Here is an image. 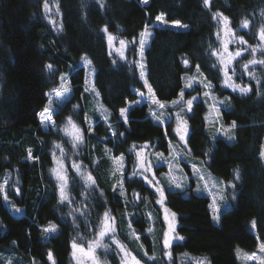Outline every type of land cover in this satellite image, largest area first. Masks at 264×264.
Wrapping results in <instances>:
<instances>
[{"label": "trees", "instance_id": "trees-1", "mask_svg": "<svg viewBox=\"0 0 264 264\" xmlns=\"http://www.w3.org/2000/svg\"><path fill=\"white\" fill-rule=\"evenodd\" d=\"M47 2L57 6L59 30L48 24L45 0H0V183L5 181L4 173L9 172L5 185L7 200L22 209V213L12 215L3 202L4 193H0V247H11L19 259L17 264H33V261L52 264L46 258L48 250L56 264H77L72 256L73 241L88 245L103 213L109 210L116 217V229L122 238L128 236L129 221L140 234L139 241L127 240L134 252L140 255L144 250L152 255L154 247L147 233L146 207L155 201L157 194L141 182L142 178H133V182L124 183L128 200L125 203L123 197L112 191L110 175L114 173V163L109 156L124 155V176L128 177L136 159L134 153L128 152L133 143L148 142L150 153L167 154L168 141L177 139L172 131L174 120L170 124L154 121L147 101L129 105L141 99L140 92L147 94L144 79L161 101L177 99L184 87L181 77L194 75L196 65H200V72L214 87L197 86L195 91H185V100L201 96L199 101H194V114L186 113L183 117L189 129L187 147L191 149V157L206 161L211 174L225 183L230 206L222 209L214 222L209 197L193 191V184L183 188L165 187L164 205L175 214V236L183 239H175L170 247L171 258L158 264H179L180 253L205 256L209 264H261L260 260L240 262L237 250L259 252L258 244L264 243V157L260 155L264 146V65L249 64L247 71H242V65L251 59H264V55L249 50L233 61L234 82L251 88L248 94L241 95L221 86L222 66L217 64L218 58L211 55V50L220 51L223 34V22L213 19V13L228 17L235 35L247 41V44L229 43L233 50L258 45L257 33L264 25V0H210L207 7L203 0ZM160 15L166 24L156 21ZM243 20L249 21L247 29L240 27ZM145 26L151 35L145 37L141 55L140 33ZM107 33L117 43L135 38V44H128L121 58L109 46ZM85 58L92 68L87 87H94L95 92H85L86 70L81 63ZM184 59L189 61L187 66ZM48 64L53 66L51 73L45 67ZM140 64L144 65L143 79ZM61 76H67L65 86L70 91L69 97L59 103V97L49 98L46 94L60 86ZM205 91L211 92L209 98L203 97ZM49 99L56 127L46 128L41 126L38 112L49 104ZM216 101L224 104L217 103L219 111L215 110L214 118L227 128L236 122L230 139L222 135L212 137L207 129L210 106ZM101 106L110 113L107 121L96 110ZM124 108L129 109L127 124L120 116V109ZM69 117L85 133L84 142L75 149V154L67 143L69 137L62 131ZM86 117L94 121L91 133L86 131ZM108 124L112 125L111 130ZM165 131L169 133L167 139ZM112 132L125 133V137L116 142ZM105 148L111 149L109 155ZM29 149L32 158H28ZM61 149L69 177L66 190L74 198L71 205L59 203L57 184L50 172L54 155L61 153ZM73 161L81 164L82 169H90L97 186L87 189L72 168ZM165 169L163 165L155 168L159 173ZM17 188L19 193L15 191ZM82 191L87 196L80 195ZM133 192L147 199L135 200ZM77 208L81 211H75ZM48 222L57 225L58 231L45 234L42 229ZM12 240L17 247L10 245ZM117 252L111 246L107 252L97 251V257L106 264H120ZM0 264H3L1 260Z\"/></svg>", "mask_w": 264, "mask_h": 264}, {"label": "snow or ice", "instance_id": "snow-or-ice-1", "mask_svg": "<svg viewBox=\"0 0 264 264\" xmlns=\"http://www.w3.org/2000/svg\"><path fill=\"white\" fill-rule=\"evenodd\" d=\"M143 3H147L148 0H142ZM204 5L207 7L210 4V0H203ZM44 8L47 11L49 9V5L47 0H45L44 3ZM213 19H217L218 22L222 20L223 26H224V31L225 35L229 37V39H226L222 41L223 43V52H220L216 49L211 50V55L217 56V64L222 66L220 68V71L223 74V80H222V87L224 88H230L232 89L233 92L239 91L241 95H246L251 91V88L249 86H242L240 84H236L233 80V77L236 75V71L234 68H231V65L234 60H236L237 57H241L242 52L246 51H251V53L255 54L257 51H260L262 55H264V25H262L259 30H258V39H259V44L256 46L248 45L247 48H243L240 50L235 51L234 53L228 51V44L229 43H241V44H247V41L244 40L242 36L236 37L235 36V31L229 27L230 21L228 17L223 16L222 13H213ZM156 21L159 22L161 25L166 24L167 21L164 20L163 15L157 16ZM176 25H179V21H174L172 22ZM249 26V21L248 20H243L241 22L240 27L247 29ZM186 27V26H184ZM59 30V29H58ZM105 32H107V27L104 29ZM151 35V33L148 31L147 26H145V30L140 33V50H141V55L143 53V48L145 44V37ZM113 39H115L112 35L108 36V41L109 44H112ZM217 39H220L219 32L217 33ZM128 44H135V38H133L132 41H124L120 40V48L117 49V51L120 53L121 58H123V51L125 47H127ZM211 48V46H210ZM111 54V53H110ZM225 56L227 58H225ZM86 59V58H85ZM90 63V61H89ZM184 65L187 66L189 64V61L187 59H184L183 61ZM264 65V59L261 60H256V59H251L247 62V64L242 65V71H247L248 65ZM217 65H213V67H216ZM49 72L51 73L53 71V66L51 64H48L45 66ZM139 67L141 68L140 76L143 79L145 76V73L143 71L144 65L140 64ZM248 75L253 76V73L249 72ZM202 77V78H201ZM182 80L185 81V85L183 88H181L179 92V97L178 99L172 100L170 102H164L161 101L155 93V90L152 88L150 84H148L147 80L144 79V85L147 88V94L140 92V100L133 101L130 103L129 107L132 105H139L144 101L149 102V112L152 116V118L161 124L163 123H171L173 119V114L172 113H166V109L169 106V103L176 108H179L180 110L176 113H174L175 120H176V127L173 128V132L175 135L178 137V141L176 145H173L172 141H168V147L169 149L172 150V152L175 153L174 156H172V159H168L164 156L163 153H152L151 155L155 157V161L152 159H149L148 154H146L145 149L149 147V143L145 142L143 145H137L133 143V145L128 149V152L130 154L134 153L136 159L133 162V171L130 176L125 177L124 173L126 172V169L124 167V155L121 154L119 157H113L114 162L117 164V170L121 172V177L118 180L116 185H113L112 191L114 194L118 195L119 197L124 198V202L128 203L127 200V192L126 189L124 188V183L127 180V182H133V178H142V183H146L151 187V189H154V194H158L159 199L155 201V203L164 205L165 203V192L164 189L165 187H172L175 186L177 188H183L184 184L180 183L177 181V179L173 176H170V174H162L164 176V179L168 181L167 185H162L160 180L156 177L155 172L153 171V165L155 163H160V162H166L170 168V170L174 166L178 168L179 163H180V157L184 156L186 160L191 164V167L193 169V174L196 176V182H197V191L201 190H209L208 184H209V179L211 177H205L201 171V168L198 166L197 163L193 162L190 157L192 156L191 149L187 147L188 141L187 137L189 135V129H188V124L187 121L183 119L184 115L186 113H192L194 114V108L193 104L194 101H199L201 99L200 95L192 96L191 98L185 100V91L188 89H191L195 91V87L197 86H202L204 89H212L214 86L212 85L211 81L207 80V77L203 76V73L200 72V65H196V73L191 76V77H181ZM60 86L58 88L52 89L49 93L46 95L50 98L52 95H55L57 97H62L65 93L69 92L70 89L69 87L65 86L66 81H67V76H61L60 77ZM259 83V81H257ZM85 92H95L94 87L89 88L87 87L88 85V80L87 78L85 79ZM96 95L98 96L99 93L97 92ZM203 97L209 98L211 96L210 91H205L203 92ZM227 99V98H226ZM217 103L223 105L224 101H216L214 102L210 108L216 110L217 112L219 111L217 107ZM76 106H74V109ZM100 114L103 116L104 120L107 121L108 115L110 114L107 109H104L102 106L96 109ZM129 109L124 108L120 109V116L123 118L124 123H128L127 119V113ZM40 117V122L44 127H56L55 122L52 120V115H53V108H52V102L51 99H49V104L45 105V107L38 113ZM205 120H207V115L204 117ZM85 123L87 125V131L88 132H93V125L92 122L85 118ZM215 123V121H213ZM67 126H65L62 131L64 134L69 137L67 143H69L73 149V152L75 154V149L78 148L79 145L83 144L84 142V129H81L78 125L75 124V122L72 121L71 117L67 119L66 122ZM237 127L236 122L233 121L231 126L228 129H225L223 127H220L216 129L217 132H223L225 135L229 131H232ZM109 130H111L112 125L108 124ZM112 135L116 142L120 141L121 137H125V133H116L112 132ZM169 133L167 131L164 132V137L165 139L168 138ZM231 138V137H229ZM126 142V141H125ZM107 143V141H105ZM57 148H60V145H56ZM179 148L180 150L177 151L176 149ZM106 153H110L111 149H105ZM61 155H64V150L61 149ZM172 155V153H170ZM207 155V153H205ZM261 157H264V146H262V150L260 153ZM28 158H32V151L31 149L28 150ZM200 165L206 164V161H200ZM61 168H63L64 174H61V170L57 168H53L50 170L52 174L55 175V180L58 182V188H59V203L64 204L67 202L68 204H73L74 203V198L70 197V194L67 193L66 189L68 187V181L69 177L67 175V168L63 167V164L61 163ZM72 168L75 169L76 174L83 180L84 184L87 186V189H92L93 186L96 185V179L92 176L91 172H88L85 174L82 171V165L78 164L73 161L72 163ZM139 169V171H137ZM181 172L183 169H179ZM149 173H151L152 178H149ZM115 173H113L114 175ZM187 174H185L186 177ZM239 172L238 170L236 171L235 174V179H239ZM73 183H75V179H73ZM8 184L7 179L4 181V183H0V193H4V200L7 201L8 196L7 193L5 192V185ZM203 184V189H201L200 185ZM213 188L216 189V195L212 197V203L209 204V208L212 209L214 213L219 212V204L217 203V199L219 198L220 200H224L225 197L223 195V192L225 189H220L217 187V182L212 181ZM231 187L235 188L234 184H231ZM17 193H19V189L17 188L15 190ZM80 195L87 196L86 191H82L79 193ZM101 196H103V191L100 193ZM133 198L135 200H146L147 198L141 197L138 193L133 192ZM19 211V209H17ZM75 211H81V209L77 208ZM168 209L165 207L164 208V220L168 221V227L166 231H163V248H164V255L168 256L171 258V251L169 250L172 242L174 239H183V237H175L172 234L175 232V225L173 224L172 221L168 219ZM69 215H72L70 212ZM173 217H175V214H172ZM214 220H218L219 216L214 215L213 216ZM73 223L75 224V219L73 220ZM117 220L115 216H112L109 210H106L103 213V217L100 219L99 223L96 225V232H95V238L91 241H88V247L87 250H85L84 246L82 244H77L76 241L74 240L72 243V248L74 250L73 255H75V251L79 250L81 253L85 254L88 256V258L92 261V264H106V262L100 261V259L96 256V250L97 249H103L105 252L109 251L112 245H115L117 248L118 255H121V262L120 264H141V260L138 259L128 248L127 245L122 243L119 239H117ZM253 226H255V222H253ZM129 233L128 237L129 239H133L136 241H139L140 234L136 233L135 229L132 228L131 226V221H129ZM42 231L45 234H50V233H55L58 231V227L55 224L50 223L47 227H44ZM149 233L152 232V229L149 228L147 229ZM105 238H108L111 243H104L103 241ZM15 244V241L13 242ZM143 248V246H140ZM258 250L260 253H264V243H259L258 244ZM237 254H239V250H237ZM144 255H147V252L144 253ZM47 259L52 262V264H56L53 254L51 250H48L47 254ZM149 259H154V257H149ZM246 260H260L261 264H264V257L258 256L256 253H252L250 255H246L245 257ZM7 264H12L11 260H8ZM33 264H36L35 261H33Z\"/></svg>", "mask_w": 264, "mask_h": 264}, {"label": "rangeland", "instance_id": "rangeland-1", "mask_svg": "<svg viewBox=\"0 0 264 264\" xmlns=\"http://www.w3.org/2000/svg\"><path fill=\"white\" fill-rule=\"evenodd\" d=\"M48 5H49V9L47 11L45 10L48 24L53 29L58 30V26H59L58 22H59V19H60V13H59V11L57 9V6L55 4H49L48 3ZM222 33L223 34H222L221 41H220L221 42L220 52H223V43H222V41H224L226 39H229V37H227L225 35L224 26H222ZM109 35H111V34L107 33V41H108V36ZM236 37L238 38V36H236ZM108 44H109V41H108ZM109 46L112 49H116L117 50V49L120 48V42L117 43V40L115 38V39H113L112 44L111 45L109 44ZM123 50L124 49H122V51ZM236 50H237V48L235 50H233L228 44V51L229 52L234 53ZM225 58H227V57L225 56ZM81 63L85 67L86 78H87L88 84H89L90 74H91L92 68H91L90 64L87 62L86 59L81 60ZM186 76L187 77H191L193 75H186ZM183 82H184V85H185V81L184 80H183ZM68 97H69V92L65 93L62 97L57 98V101L59 103H62ZM177 99H178V97H177ZM179 110H180L179 108L173 107L170 103H169L168 108L166 109V113H172L173 114V120H174L173 128L176 127V120H175L174 113L178 112ZM214 115H215V110L212 109V111H211V113L209 115V122H208V128H207L209 133L212 135V137H216L217 135H222L226 139H230L229 137H232V134H231L230 131L227 133V135H225L223 132H217L216 131V129H218L220 127H223L225 129H228V128L224 127L222 124H220V122L217 119L214 118ZM150 116H151V114H150ZM38 118H39V121H40L39 115H38ZM151 118H152V116H151ZM52 120L54 121L53 115H52ZM88 120L91 121L92 125L94 126V121L91 120V119H88ZM154 121H156V120H154ZM213 121H215V123H213ZM163 124H165V123H163ZM41 126H43V125L41 124ZM85 126L87 128L86 123H85ZM86 131H87V129H86ZM177 141H178V137H177L175 142H172L173 145H176ZM176 150L179 151L180 149L177 148ZM145 152H146V154H148L149 159H152L153 161H155V157L151 155L152 153H150V151L148 149H145ZM170 153H172V155H170ZM60 154L61 153H59L57 155H54V158H53L54 163H53L52 169L53 168L60 169L61 170V174H64L63 168H61V163L63 164L64 168H65V165H64L63 157ZM106 154L109 155V153H106ZM174 155H175V153L172 152L171 149H169L167 154H164V156L166 158H168V159H172V156H174ZM119 156H121V155H119ZM119 156H117V157H119ZM109 157L112 160V162L114 163V173L115 174L114 175H110V180L112 182V188H113V185H116L118 180L120 179L121 172L117 170V164L114 162L113 156H109ZM179 159H180L179 167L177 168L175 166V162H174V166H173V168L171 170H170V168H169V166H168V164L166 162H160V163H155L154 162L153 171L155 172L156 177L160 180L161 184L162 183L168 184V181L164 179V176L162 174H170V176L175 177L178 182L183 183L184 187L188 186L190 184H193V191H195L196 193H199V194L207 195L209 197V199H210V203H212V197L214 195H216V189L213 188L212 181L213 180L216 181L218 188L225 189V191L223 192V195H224L225 199L224 200H220L219 198L217 199V203L219 204V212L218 213H214L212 211V209H210V208L209 209H210V212L212 214V218H213L214 215H218L219 216V213L221 212L222 209H225V208L230 206V195L227 194V192H226L225 183L219 177L211 174V172L207 169L205 164L204 165H200V163H199L200 160L199 159L190 157V159L193 162L198 164V166L201 168V171H202V173H203V175L205 177H211V179H209V184H208L209 190L197 191V182H196L197 178L193 174V169L191 167V164L188 162V160H186L184 158V156H181ZM95 162H97L96 159H94V163ZM185 164L187 165V168H185ZM162 165L166 167L165 171H161L159 173V171L155 170V168H157L159 166H162ZM124 167H125V159H124ZM179 169H183V171L181 172ZM82 171L85 174H87L88 172H91L90 169H88L87 167L83 168ZM137 171H139V169H137ZM91 174H92V172H91ZM185 174H187L186 177H185ZM9 176H10L9 172H6V173H4V175L2 177H3L4 180H6V179L8 180ZM51 176L55 180V175L51 173ZM92 176L94 177L93 174H92ZM149 178L150 179L152 178L151 173H149ZM55 183L57 184V188H58V182L56 180H55ZM172 187L173 188H177L175 186H172ZM200 187H201V189H203V184H201ZM58 197H59V188H58ZM157 199H159L158 194H157V197L155 198V201ZM155 201L151 205H149V207H146V216H147V220L149 222L148 229L149 228L152 229L151 233H149L147 231V233L150 235L151 239L153 240L154 252H153L152 255H144V253H145L144 250L140 251V255H139V253L137 251L134 252V250L131 248V246H129V243L127 241L129 239V237L127 235H124L123 238H122L120 236V234H119V230L116 229L117 230V237L116 238L119 239L122 243L127 245V248L138 259L141 260V264H158L160 262V260L163 261V260L170 259L168 256H165L163 254L164 251H165L164 248H163V231H166L167 227H168V221L164 220V214H165L164 213V208L166 206L165 205L162 206L160 204H157V203H155ZM3 202H4V204L6 205V207L8 208V210L10 211V213L12 215L16 216V215L22 213V209L20 207L16 206L13 202H11L9 200L5 201L4 199H3ZM17 209H19V211H17ZM172 214H173L172 211L169 210L168 211V219L170 221H172L173 224L176 227V217H173ZM111 215L114 216L112 213H111ZM125 217L126 218L129 217V212H127V211L125 212ZM214 222H217V220H214ZM50 223H52V222H48V224L46 226H44V227H47ZM128 233H129V231H128ZM172 235L175 236V232ZM94 238H95V236L92 239H90V241L93 240ZM124 238H127V239H124ZM174 240H173V242H174ZM103 242L104 243H108V244L111 243V241L108 238H105V240ZM112 246H115V245H112ZM87 247H88V245H86V246L84 245L85 250H87ZM99 250L100 249L96 250V256H97V251H99ZM73 252H74V250L72 248V256H73L74 261L77 264H92V261L88 258L87 255L81 253L79 250L75 251V255H73ZM252 253H256L258 256H262V254L260 252H251V253H249V252L248 253L247 252H239V254H237V258L242 263H248L249 261H253V260H246L245 257H246V255H250ZM121 255H119L120 256V261H121ZM149 257H154V259H149ZM262 257H264V255ZM177 259L179 260L178 261L179 264H209V262H208V260H207V258L205 256H193V255H191L189 253H180L177 256ZM0 260L2 261L3 264H7L8 260H11L12 264H17L18 263L17 260H19V259L14 254V252H13L11 247L2 246V247H0ZM36 264H39V263L36 262Z\"/></svg>", "mask_w": 264, "mask_h": 264}, {"label": "water", "instance_id": "water-1", "mask_svg": "<svg viewBox=\"0 0 264 264\" xmlns=\"http://www.w3.org/2000/svg\"><path fill=\"white\" fill-rule=\"evenodd\" d=\"M14 242V240H12L11 242H10V245L12 246V247H17V243H16V241H15V244L13 243ZM47 258V257H46Z\"/></svg>", "mask_w": 264, "mask_h": 264}]
</instances>
